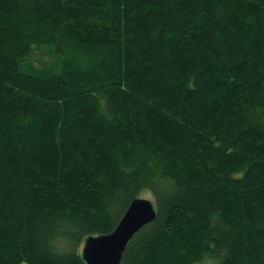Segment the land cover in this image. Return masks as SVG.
Instances as JSON below:
<instances>
[{"label":"trees","instance_id":"obj_1","mask_svg":"<svg viewBox=\"0 0 264 264\" xmlns=\"http://www.w3.org/2000/svg\"><path fill=\"white\" fill-rule=\"evenodd\" d=\"M144 188L117 264H264V0H0V264H86Z\"/></svg>","mask_w":264,"mask_h":264},{"label":"water","instance_id":"obj_2","mask_svg":"<svg viewBox=\"0 0 264 264\" xmlns=\"http://www.w3.org/2000/svg\"><path fill=\"white\" fill-rule=\"evenodd\" d=\"M154 212L155 207L149 196H132L111 228L85 233L79 248L83 261L86 264H117L121 248L129 235L140 224L150 220Z\"/></svg>","mask_w":264,"mask_h":264},{"label":"rangeland","instance_id":"obj_3","mask_svg":"<svg viewBox=\"0 0 264 264\" xmlns=\"http://www.w3.org/2000/svg\"><path fill=\"white\" fill-rule=\"evenodd\" d=\"M55 52L51 47H49L46 43L34 45L31 49V51L26 56L27 58H30V60L34 63H43L45 60H51L55 58ZM138 194L149 196L151 197V193L147 189H141L138 191ZM213 259L209 255L203 256L199 260H195V262L191 264H212Z\"/></svg>","mask_w":264,"mask_h":264}]
</instances>
